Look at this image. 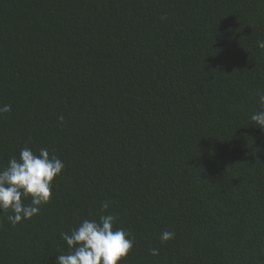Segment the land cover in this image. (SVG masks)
Instances as JSON below:
<instances>
[{"label": "trees", "instance_id": "obj_1", "mask_svg": "<svg viewBox=\"0 0 264 264\" xmlns=\"http://www.w3.org/2000/svg\"><path fill=\"white\" fill-rule=\"evenodd\" d=\"M261 38L264 0H0V168L65 164L38 215L0 210V264H56L105 200L124 264H264Z\"/></svg>", "mask_w": 264, "mask_h": 264}, {"label": "clouds", "instance_id": "obj_2", "mask_svg": "<svg viewBox=\"0 0 264 264\" xmlns=\"http://www.w3.org/2000/svg\"><path fill=\"white\" fill-rule=\"evenodd\" d=\"M163 19V17H162ZM257 46L264 50V38L257 40ZM258 110L251 115V121L264 129V91L257 93ZM11 112V105H0V116ZM63 124L64 117L59 118ZM65 168L64 162L47 148L34 152L25 146L19 158H9L0 168V210L9 213L6 219L13 225L33 218L41 207L52 198V185ZM30 199V203H25ZM112 202L101 203V214L97 219H83L71 232H61V239L68 246L67 252L57 254L56 264H124L134 247L136 237L131 230L116 227L117 217L106 214ZM0 214V215H3ZM175 238V233L165 230L160 234L161 243ZM152 256L159 255L158 248H150Z\"/></svg>", "mask_w": 264, "mask_h": 264}]
</instances>
